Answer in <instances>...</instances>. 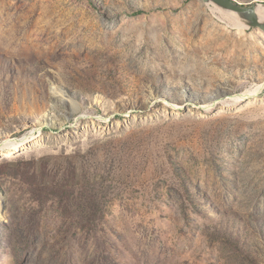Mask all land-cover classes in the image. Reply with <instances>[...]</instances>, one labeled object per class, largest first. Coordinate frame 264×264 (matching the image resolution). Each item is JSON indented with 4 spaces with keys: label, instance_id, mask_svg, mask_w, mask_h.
Listing matches in <instances>:
<instances>
[{
    "label": "rangeland",
    "instance_id": "1",
    "mask_svg": "<svg viewBox=\"0 0 264 264\" xmlns=\"http://www.w3.org/2000/svg\"><path fill=\"white\" fill-rule=\"evenodd\" d=\"M262 30L0 0V264H264Z\"/></svg>",
    "mask_w": 264,
    "mask_h": 264
},
{
    "label": "bare ground",
    "instance_id": "2",
    "mask_svg": "<svg viewBox=\"0 0 264 264\" xmlns=\"http://www.w3.org/2000/svg\"><path fill=\"white\" fill-rule=\"evenodd\" d=\"M207 4L212 7V10L218 14H221L222 16L228 18L229 20H231L235 26L239 27V28H242V29H249L250 27H252L251 25L248 24L247 20L245 18H243L241 16V14L235 12V11H232V10H228V9H225V8H222L220 7L219 5H217L216 3L212 2V1H209L207 2ZM254 4H257L256 6V14L259 18V20L261 22H264V4H259V3H254ZM248 27V28H247ZM255 28H258V27H255ZM263 31V30H262ZM264 33V31H263ZM263 89L264 90V83L259 86L258 88H255L254 91H248L246 93L247 94H252V92H255L257 89ZM61 90V89H60ZM62 91V90H61ZM64 94V93H62Z\"/></svg>",
    "mask_w": 264,
    "mask_h": 264
},
{
    "label": "water",
    "instance_id": "3",
    "mask_svg": "<svg viewBox=\"0 0 264 264\" xmlns=\"http://www.w3.org/2000/svg\"><path fill=\"white\" fill-rule=\"evenodd\" d=\"M205 2L212 1L222 8L235 11L245 18L252 27H259L264 30V22H261L256 14L257 4L244 6L235 0H204Z\"/></svg>",
    "mask_w": 264,
    "mask_h": 264
}]
</instances>
